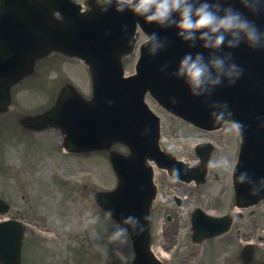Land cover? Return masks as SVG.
<instances>
[{
  "label": "rangeland",
  "instance_id": "374dc122",
  "mask_svg": "<svg viewBox=\"0 0 264 264\" xmlns=\"http://www.w3.org/2000/svg\"><path fill=\"white\" fill-rule=\"evenodd\" d=\"M83 1V0H79ZM134 55V54H133ZM132 59L130 60V62ZM62 65L68 67L71 69L73 66L75 70V77H78L79 82L84 86H89V75L87 68L82 63H77L75 65V61L72 60H65V59H59L55 61L52 67H50L46 72L48 74V80H52V86L56 84L57 79L55 77H51V73L53 75L56 74V71H54L58 66ZM128 68L129 71H131L130 64L128 62ZM68 75V71H59L58 76ZM70 75V74H69ZM68 75V76H69ZM33 85V83H32ZM38 88L32 89V94H29L27 98L28 103L31 108H34L36 105L41 103L40 100L37 101V98L39 97L38 93H40ZM40 88H44L43 85L40 86ZM25 95V91H22V93L19 94V98L21 99L22 96ZM46 94L41 95L44 97ZM18 98V99H19ZM19 99V100H20ZM48 101V103L51 100V94L49 96V93L45 98H43ZM20 104L21 101H19ZM23 105V104H22ZM42 106V105H41ZM40 107V106H39ZM169 116V115H168ZM182 123H175L170 117L166 118V124L165 127H167L168 132L174 131L176 127H178V131L184 130L182 127ZM230 129V128H229ZM169 138V137H167ZM188 142V140H185ZM192 143V142H191ZM192 145V144H191ZM192 147V146H191ZM48 149H54L53 145L48 141L47 139H42V141L34 142L32 143V151L35 152L37 150L39 151H47ZM124 149L125 148H122ZM0 160L4 158L6 161L5 164V174L2 173L0 175V196H3L14 204V214H17L19 216H22L25 218L29 224L31 231L34 229L36 231L37 236L44 238L42 244H38L37 246L40 248L39 251L37 249H33L34 245L30 242V246L28 247V251L25 255V263L24 264H36L34 263L33 256H32V249L34 252L41 253L42 256H37L38 261L41 260L39 264H61V262H65L68 260L67 264L70 263V256H72V251L68 250V247L66 245H73L72 239L66 236L65 240H63L62 236L59 238L61 242H56V246H52L50 242H47V238H49V241L51 239L50 234H54V229L61 228V232L65 229L68 230L69 234H73L75 232H78L81 229L89 228V226L92 228L94 226L88 225L87 217V209L86 204L87 200L80 197L81 194V186L82 184H89V185H99V186H106V187H112L115 184V176L111 172V170H108V173L103 169V166L101 163L106 166V159L105 157L101 156V158H95V159H89V158H83V159H74L70 158L69 161L65 159V167L64 171L68 176H71L73 178V181H75L78 184V187H76V192L79 193V196L76 195V192L74 193V197L72 199H68L67 209L63 211L61 214H58V217L54 214V211L56 210H46L45 207H37L36 205L45 204L46 200H39L36 197L33 196V189L34 186L32 185L35 180H38V182L41 184V188L43 191H46L48 188L45 186L47 185V182H42V177L35 179L34 173L32 171V160H28V150H27V144L26 141L23 138L18 137L17 134H14V132L8 133L5 131L3 136H0ZM50 157L56 158L57 161H48L46 159L45 162V168L42 171L45 174H47L50 171L51 167H54V169L58 170L60 167V164L64 162H61L59 157H56L55 155H51ZM223 161L224 165L221 164V161L218 160L216 163H220L223 167V170L225 172H222L220 177L222 180H225L226 177L229 179L230 174V167L232 164V160L229 156H226L224 153L223 155ZM101 162V163H100ZM2 165L0 164V167ZM21 166V172H17L18 167ZM56 166L58 168H56ZM108 169V168H107ZM58 173H60L58 171ZM95 176V178L93 177ZM5 176V179L7 182L5 183V180L3 177ZM160 174H158V177ZM73 203H75L73 207ZM84 206V210L79 206ZM48 207V206H46ZM78 208L82 209L81 212L78 211ZM44 211L46 213L38 212V211ZM37 216L39 218V221H33V217ZM66 216H68L66 221ZM259 217L260 223H261V230L264 227V217L262 215H257ZM64 220H63V219ZM104 217H101V220L95 221L96 224L99 225L100 228L107 226L108 228H111L109 223H105V221L102 219ZM256 219V218H255ZM34 224H37L39 228L47 229V227H51L52 230L45 231V233L38 231L36 228H34ZM66 230V231H67ZM95 234L96 232L93 231ZM263 233V231L261 232ZM32 233H28V236L30 237ZM47 234V235H45ZM55 239V238H54ZM117 239V249L119 250L118 253H121L125 257H129L131 255V250L128 247V244H123L120 238ZM121 244V245H120ZM53 251V252H51ZM52 254V257H50ZM103 259V257H102Z\"/></svg>",
  "mask_w": 264,
  "mask_h": 264
},
{
  "label": "clouds",
  "instance_id": "9594fccd",
  "mask_svg": "<svg viewBox=\"0 0 264 264\" xmlns=\"http://www.w3.org/2000/svg\"><path fill=\"white\" fill-rule=\"evenodd\" d=\"M126 5L130 6L135 13L145 16L148 21H156L161 24L168 21L174 12H179L178 26L182 30L180 34L188 39L198 29L209 30L202 33L205 37H209V33H219L212 40V46H219L225 39V32L233 29L245 31L249 40L258 38L255 26L242 18L240 13L228 12L224 16H219L207 2L195 6L192 0H121L119 7L123 9ZM152 38H155V34ZM229 43L232 44L233 41H229ZM157 47L159 45L153 46L152 51L155 52ZM212 64L217 69H222L224 61L217 58L212 61ZM178 74L185 75L192 88L195 89L209 79V67L204 62L202 54H197L195 58L188 54L180 62ZM226 74L239 75L236 65H231ZM219 82V77L211 80L212 84ZM232 127L239 131L241 126L239 123H233ZM239 179L243 180V175ZM124 231V229H120L112 239L120 237Z\"/></svg>",
  "mask_w": 264,
  "mask_h": 264
},
{
  "label": "water",
  "instance_id": "95a60500",
  "mask_svg": "<svg viewBox=\"0 0 264 264\" xmlns=\"http://www.w3.org/2000/svg\"><path fill=\"white\" fill-rule=\"evenodd\" d=\"M99 11H100V10H99ZM99 11H98V12H99ZM68 17H69V16H68ZM69 19H70V25H69V26H67V27H62V26H60V25H54L52 28H53L54 30H59V31H63V32H71L74 28L77 27V20H73V18H71V17H69ZM50 38L53 39L54 41H56L57 43L65 44V45H66V43H64L61 39H59V38L54 34V31L52 32ZM150 51H151L150 48H147V49H146V52H145L146 56L149 55V52H150ZM14 259H16V258H14ZM10 264H12V263H10Z\"/></svg>",
  "mask_w": 264,
  "mask_h": 264
}]
</instances>
